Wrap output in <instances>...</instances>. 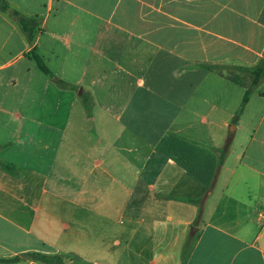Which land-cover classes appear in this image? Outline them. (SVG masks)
Returning a JSON list of instances; mask_svg holds the SVG:
<instances>
[{"label":"crops","instance_id":"1","mask_svg":"<svg viewBox=\"0 0 264 264\" xmlns=\"http://www.w3.org/2000/svg\"><path fill=\"white\" fill-rule=\"evenodd\" d=\"M22 13L40 19L33 45L0 11V264H264V88L244 103L241 71L264 58V0H41ZM33 47L92 95L104 132L70 90L55 84L48 116L31 98Z\"/></svg>","mask_w":264,"mask_h":264},{"label":"trees","instance_id":"2","mask_svg":"<svg viewBox=\"0 0 264 264\" xmlns=\"http://www.w3.org/2000/svg\"><path fill=\"white\" fill-rule=\"evenodd\" d=\"M0 11L4 13H9L10 17L15 20V22L19 25L20 29L22 30L23 34L26 36L28 41L31 45H33L36 33H37V21L40 20L38 16L35 18H31L19 10L12 8L10 4L6 0H0ZM40 30V29H39ZM31 60H34L39 68V70L44 73L47 77H49L54 84H56L58 87L64 89V90H70L74 91L76 90V86L57 77L54 75V73L51 71V69L48 67L44 59L39 55L37 52L36 47H33L30 53L27 55ZM252 79H251V85L246 91V95L244 98V103L249 100V97L253 93V91L260 85L264 78V58L259 62V64L253 68L248 69ZM88 96H91V100L88 99ZM81 100L83 107L86 111V114L88 118H92L93 113L92 109L94 106V101L92 95L89 93H84L81 95ZM230 150V147H226L222 150L218 151L219 154V167H221L225 161L226 156L228 155ZM212 189L209 191L211 192ZM207 199V196L203 197L202 199L198 200L196 203H200V205H203L205 200ZM203 209V208H202ZM203 214V211H201L200 217L197 219V221L194 223V227L197 226L200 223L201 215ZM193 236V234H192ZM191 237V236H190ZM191 240V238H190Z\"/></svg>","mask_w":264,"mask_h":264},{"label":"rangeland","instance_id":"3","mask_svg":"<svg viewBox=\"0 0 264 264\" xmlns=\"http://www.w3.org/2000/svg\"><path fill=\"white\" fill-rule=\"evenodd\" d=\"M13 1H14L13 3H11V2H8V3L10 4V6L12 8L17 9L20 12H22V10H24V9L29 10L30 12L34 11V10H38L39 9V3L41 2V0H37V2H35V3H33V0H13ZM30 17L31 18H35L34 16H30ZM36 24H37V28H38L37 30H39V28H40V20H38ZM22 64H24V63L22 62L18 66H16V72H19V71L22 72V69L19 67V66H22ZM52 67L54 68V65H52ZM51 70L53 71L52 68H51ZM241 71L247 72L248 74H246V75H248L252 79V76H251L249 71H247V70L245 71L244 69H241ZM39 72H40V74L36 75L35 77H31L30 76L31 87H32V89L36 90V94L35 95L32 94L31 98L33 99V98L37 97L36 101H41V102H43V103H45L47 105L48 109L46 111V114L48 116L49 114L53 113L55 102H58L59 99H60V89L53 82H51L50 79L45 74H43L41 71H39ZM243 74L245 76V73H243ZM20 76H22V75H20ZM44 79H46V81L51 83L50 84L51 85V89H49L45 85L46 81ZM64 80L66 81V79H64ZM262 82H263L262 88H264V78H263ZM76 87H77L76 90L72 91V94L82 104L81 95L84 94L85 92H84V90H81V88L79 86H76ZM38 91H39V94H38ZM90 97L91 96H88L89 100H91ZM102 101L103 102L101 104H104L105 101L104 100H102ZM92 110H93L92 111L93 116H92V118L89 119V129H90V131L94 132V133L104 132L103 131L104 127L101 126L99 124V122H98V116H97V118H94V106H93ZM32 113L36 117L40 116L39 115V111H37V110L36 111H32ZM111 143H112V147H114V142L112 141ZM123 213H125V211L119 210L118 206H115V207L112 208V211L110 213L111 214V219H112V221H111V229L112 230L117 231L118 228L121 227V225L123 226L125 224V221H124L123 217H121L123 215ZM96 224H98V225L102 224V219L100 218L96 222Z\"/></svg>","mask_w":264,"mask_h":264}]
</instances>
